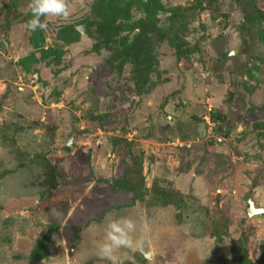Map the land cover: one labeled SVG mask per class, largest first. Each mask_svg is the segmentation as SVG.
<instances>
[{
  "label": "rangeland",
  "instance_id": "1",
  "mask_svg": "<svg viewBox=\"0 0 264 264\" xmlns=\"http://www.w3.org/2000/svg\"><path fill=\"white\" fill-rule=\"evenodd\" d=\"M91 1L68 0L66 18L44 17L42 47L58 55L57 43L63 56L54 62L28 46L29 31L21 20L27 0L11 9L9 0H0V136L13 139H0V264H28L48 232V255L39 264H113L100 259L97 248L107 223L118 217L135 222L133 236L143 237L144 244L142 251H115V264H230L226 238L217 242L197 223L205 214L195 210L198 205L243 231L249 258L257 264L264 249V212L249 216L246 209L249 198L264 209V134L259 146L253 145L254 133L245 131L264 119V67L256 62L251 77L237 73L234 81L227 62L218 70L213 65L220 53L229 50L232 60L245 46L237 29L255 0H218L200 13L188 40L204 32V55L176 60L174 50L161 43L163 80L154 76L155 84L141 94L126 79L128 72L120 77L108 68L107 52L95 50L88 34L71 44L55 41L62 25L84 24L78 22ZM163 3L187 5L186 0ZM228 94L233 108L224 125L229 136L223 137L215 134L216 123L194 116L209 109L225 112ZM208 139L221 143L207 145ZM38 154L56 164L64 180L52 197L39 194ZM247 154L254 156L248 160ZM137 169L146 188L156 181L172 188L191 203L188 211L150 203L151 193L147 203H133V193L113 186L127 170L136 176ZM142 252L150 258L142 255V260ZM220 258L227 262L216 263Z\"/></svg>",
  "mask_w": 264,
  "mask_h": 264
},
{
  "label": "trees",
  "instance_id": "2",
  "mask_svg": "<svg viewBox=\"0 0 264 264\" xmlns=\"http://www.w3.org/2000/svg\"><path fill=\"white\" fill-rule=\"evenodd\" d=\"M9 1L8 9L15 8L18 0ZM186 1L187 5L179 4L166 7L163 0H92L89 4L88 12L83 15L78 24L84 23L86 25L88 37L94 41L93 48L95 50L107 52L105 62L108 68L114 70L120 77L128 72L126 79L133 84L138 94H141L155 84L154 76L159 81L163 80L160 78L163 70L160 69L157 58V49L161 43H166L174 50L176 60L190 59L196 52L201 55L203 53L200 43L205 38L204 32L195 41L190 42L188 40L191 32L190 24H193V21L199 18L201 12L212 9V6L217 4L218 0ZM29 3L30 0H27L28 5ZM253 6V9L243 14V20H241L237 29L241 43L245 46L237 48L238 54L233 56L232 60L228 55L229 50L220 53L217 62L213 64L214 69L218 70L219 67L221 68L227 62L228 71L234 73L231 76L234 81L237 73L241 76L247 74L251 77L253 75L252 68L258 69L256 62L264 67V0H262V3L255 0ZM30 18L28 8L22 14L21 20L25 23ZM41 22H44V17H41ZM198 26H201L203 30L201 24H198ZM43 32L40 29L35 32H29L27 41L29 48H32L35 52L39 51L41 54L40 59H46L50 55L52 61L60 62L63 56L57 43H55V48H59L58 55L54 54L51 56L53 54L51 52H55L52 48L43 49ZM55 33V41H61L65 44L77 42L81 37V33L76 29L75 24L62 25L56 29ZM248 41L249 44H246ZM0 46H2V43H0ZM29 58L33 64L38 61L37 57L34 56V52L30 54ZM249 59H252L253 64L251 66L248 65ZM198 61L202 65L201 56H199ZM219 76L221 75L219 74ZM230 91L235 95L236 89H230ZM248 92L251 91L248 90ZM224 106L225 112L216 109H210L206 112L205 106L204 114L207 113L208 119L218 125L215 129V134L227 137L230 129L224 127V125L226 122H231L229 111L233 108V101L229 103L225 100ZM253 108L254 106H251L250 109L252 110ZM260 108L263 109L264 105L260 106ZM204 114L198 116V118L194 117L196 120L205 121L203 119ZM17 128L14 127V129ZM245 133L248 135L254 133L255 142L253 145L257 143V145L261 146L260 138L262 133L264 134V119L255 122L251 130L245 131ZM0 137L3 142L13 143V139L7 138L5 133ZM113 141L129 144L125 139L115 138ZM220 143L216 140L208 139L206 144L219 145ZM12 146L13 150L19 151L14 144ZM64 149L68 151L70 147L65 146ZM253 156L254 154H247V159L249 160ZM34 157L41 160L39 163L43 168L40 172V179L37 182L40 197H52L55 190L64 181L59 172L60 169L44 155L38 154ZM135 162L136 160H133V165L136 164ZM20 164L23 163L19 162ZM113 186H119L124 191L133 193V203L137 201L142 203L146 201L147 203L146 198L151 193L153 202L149 201L155 205H174L180 211H188L191 205L179 192L159 185L157 181L150 188H146L138 169L136 170V176L130 175L127 170L122 178L115 180ZM247 196H250V193ZM195 210L205 212L203 219L197 222L199 226H202V229L208 231L217 242L221 243L226 238L229 244L230 258L228 261L230 264H253L247 249L248 236L243 231L230 227L229 219L222 216L221 213H219L221 215L219 217H210L208 211L199 205ZM49 235L50 233L48 232L37 242L35 249L31 252L28 264H39V261L48 255ZM139 256L142 260L145 259L142 254H139ZM224 261L227 262L225 258H220L216 263ZM208 263L211 264V262ZM256 263L264 264V249L260 252Z\"/></svg>",
  "mask_w": 264,
  "mask_h": 264
},
{
  "label": "clouds",
  "instance_id": "3",
  "mask_svg": "<svg viewBox=\"0 0 264 264\" xmlns=\"http://www.w3.org/2000/svg\"><path fill=\"white\" fill-rule=\"evenodd\" d=\"M28 8L31 18L25 22V26L29 32L43 30L46 27L41 22V17L66 18L69 15L65 0H30ZM204 119L209 121L207 116H204ZM136 230L135 222L128 217H118L108 222L104 229L103 241L97 248L98 257L115 264L114 252L121 248L142 251L144 239L143 237L134 238L133 234Z\"/></svg>",
  "mask_w": 264,
  "mask_h": 264
},
{
  "label": "water",
  "instance_id": "4",
  "mask_svg": "<svg viewBox=\"0 0 264 264\" xmlns=\"http://www.w3.org/2000/svg\"><path fill=\"white\" fill-rule=\"evenodd\" d=\"M76 29L81 33V34H87V30H86V25L85 24H83V25H81V26H79V27H76ZM229 98H230V96H229V94H228V98H227V101L229 102ZM69 146H73V144L72 143H70L69 144ZM263 213L264 212V209L263 208H257L256 206H255V204H254V202L249 198L248 199V207H247V209H246V213H247V215H249V216H251L252 214H257V213ZM142 255L144 256V257H146V258H150V254H148V253H143L142 252Z\"/></svg>",
  "mask_w": 264,
  "mask_h": 264
}]
</instances>
